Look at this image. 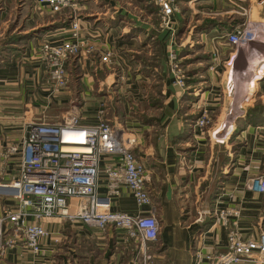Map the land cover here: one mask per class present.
Returning <instances> with one entry per match:
<instances>
[{"label": "crops", "instance_id": "crops-1", "mask_svg": "<svg viewBox=\"0 0 264 264\" xmlns=\"http://www.w3.org/2000/svg\"><path fill=\"white\" fill-rule=\"evenodd\" d=\"M132 1L139 12H150V0H79L74 37L66 13L53 12L37 0H0V214L19 208L8 184L19 173L20 153L8 152V146L21 144L31 122H56L74 114L81 124H92L98 105L106 102L107 116L124 125L126 139H134V151L146 164L152 198L151 205H137L121 186L119 194H111L110 208L132 215L152 208L159 222L156 239L142 241L123 229H99L78 217H42L49 233L40 238L37 257L50 264H190L198 248L202 253L226 249L227 227L218 218L220 209L238 210L237 216L230 213L228 218L229 223L237 220L243 238L258 237L260 231L264 195L251 189L250 179L264 175V71L257 67L264 61V0H249L243 19L251 36L248 48L231 50L224 38L231 30L227 27L202 31L204 47L220 54V69L206 71L204 81L187 85L186 91L170 79L169 90L161 89L167 103L163 108L152 103L144 120V87L154 75L141 72L132 58L139 51L137 41L141 48L148 44L139 38L147 29L143 20L132 22L136 14L124 7ZM135 28L137 33H131ZM126 31L130 33L124 36ZM65 39H88L95 50L71 59L68 85L54 90L39 48L44 40ZM106 50L112 53L110 63L100 61ZM230 53H235L230 95L234 103H243L233 114L228 113L231 98L226 90L225 61ZM181 91L188 99L183 113ZM204 109L212 118L199 127L195 120ZM155 111L157 119L146 121ZM112 158L101 157L98 195L109 193L104 168ZM80 199L70 198V212ZM33 258L22 241L0 252V264H30ZM237 264L264 263L246 259Z\"/></svg>", "mask_w": 264, "mask_h": 264}, {"label": "built area", "instance_id": "built-area-1", "mask_svg": "<svg viewBox=\"0 0 264 264\" xmlns=\"http://www.w3.org/2000/svg\"><path fill=\"white\" fill-rule=\"evenodd\" d=\"M47 5L53 12H63L71 19L72 36H78V23L75 20L79 0H37ZM163 20L169 21L176 10L174 0H155ZM226 41L242 48L250 42L248 25L224 33ZM93 43L88 39H65L61 41L44 40L39 48L40 58L47 70L54 90L68 85L67 65L80 52L92 53ZM217 54V53H216ZM235 53L227 60L230 66L226 79L227 93L233 92V61ZM218 60V57H216ZM100 61L110 63L112 53L104 51ZM173 85L186 86V76L177 60L176 54H169ZM247 100L246 95L243 101ZM242 101L235 106L230 102L228 112L242 107ZM108 105L101 102L96 111L97 120L92 124H81L79 116H63L56 122L45 120L31 122L18 146H8V152H18L19 173L8 185L19 200V208L7 209L0 214V252L8 246L22 241L32 252L30 264H50L37 255L42 250L40 238L49 231L40 222L42 217L60 214L78 217L83 222L104 229L113 226L126 231L132 238L142 241L155 240L159 222L150 208L149 212L137 215L110 208L111 194H119L124 186L133 196L137 205H151L152 198L146 185L149 172L144 161L134 151V139H125L126 131L119 121H112ZM210 122L204 109L195 120V125L205 127ZM73 129L83 134L80 142H68L65 132ZM78 145L79 148H68ZM112 155L104 171L108 178L109 193L98 195L99 165L102 155ZM250 187L264 195V175L253 176ZM70 198H81L75 212L69 210ZM238 215V210L220 209L218 218L227 227V247L224 251L202 253L194 251L190 264H237L241 260L253 259L264 263V215L259 218L258 237L243 238L237 220L229 223V214ZM33 217V218H31Z\"/></svg>", "mask_w": 264, "mask_h": 264}, {"label": "rangeland", "instance_id": "rangeland-1", "mask_svg": "<svg viewBox=\"0 0 264 264\" xmlns=\"http://www.w3.org/2000/svg\"><path fill=\"white\" fill-rule=\"evenodd\" d=\"M136 1L135 3H137ZM154 1L155 0H150L148 5L150 12L148 13L146 10L139 12L135 7L136 5H133V1L130 4L126 3L124 6L127 7L129 11H134L133 13L136 14L133 16V19H131L132 22H139L142 19L143 25L147 27V29H143V32H141L142 34L140 35L141 37L139 38L140 40H143L144 37L148 44H145V46L141 48L139 42H136L139 51L132 55V58L135 60L134 64L139 67L141 72L150 77L153 75L155 77H152L150 85L144 87L145 91H147V97L141 102L142 105L145 106L142 110L144 117H142L141 120H144L145 115L147 116V114L152 112V107H150L153 105L152 103L159 104L161 108L167 103L165 102L166 100H164L165 94L161 92V89L168 91V82L170 79L172 80L169 54L171 52L176 54L177 60L180 63L182 70L185 72L186 86L183 87L184 90L189 84L190 86L198 85L199 82L204 81L203 74L206 71L217 70L222 63V59L217 49L209 51L204 47L200 37L201 32L212 30L218 31V29H222L220 28L221 26L219 28L213 27L212 22L225 26L231 25L232 27H235L236 23H238L239 25H236L235 28L244 27L246 24L243 19L246 18V14L249 13L250 8L249 0H174L176 3V10L167 22L163 20L160 15V7L158 9L159 4ZM254 1L259 2L260 0ZM233 10L235 12H233ZM123 20L126 21L125 18H123ZM205 26L206 28H204ZM137 31L138 28H135L131 33H137ZM128 32H124V36ZM225 39L223 40L225 41ZM227 44L228 47L234 51L235 46H232L228 42ZM249 44L250 43L245 45L244 49L248 48ZM232 54L233 53H230L229 57L232 56ZM216 57H218V60H216ZM227 60L225 61L226 66L224 65L225 69L229 66ZM262 63H264V61ZM262 63L258 64L259 66L257 67L258 71L263 72L264 70H261V68L264 67ZM191 88L192 87H190V89ZM185 91H181L182 96L179 100L183 106L181 113L184 112L185 104L188 102V99L184 95ZM114 98L115 97L112 96V101L115 100ZM229 100L235 106L238 104L233 102L231 95L229 96ZM116 111H118V108H116ZM161 112L163 113L164 109H162ZM158 113V111H155L154 114L156 115L148 116L146 121L152 120L153 118L156 120ZM233 113L234 111L230 114ZM209 118L211 119L212 117L209 116ZM110 119L112 120V118Z\"/></svg>", "mask_w": 264, "mask_h": 264}, {"label": "bare ground", "instance_id": "bare-ground-1", "mask_svg": "<svg viewBox=\"0 0 264 264\" xmlns=\"http://www.w3.org/2000/svg\"><path fill=\"white\" fill-rule=\"evenodd\" d=\"M65 133L68 142H80L79 140L83 138V134L75 132V130L73 129H67ZM122 136L126 139V134L124 132H122ZM79 147L80 146L78 145H68V148H79Z\"/></svg>", "mask_w": 264, "mask_h": 264}, {"label": "trees", "instance_id": "trees-1", "mask_svg": "<svg viewBox=\"0 0 264 264\" xmlns=\"http://www.w3.org/2000/svg\"><path fill=\"white\" fill-rule=\"evenodd\" d=\"M212 26L213 27H220V28H223V27H227L228 29H233V28H235L234 26L232 27L231 25H228V26H225V25H221V24H219V23H216V22H212ZM204 28H206V26L204 27Z\"/></svg>", "mask_w": 264, "mask_h": 264}, {"label": "water", "instance_id": "water-1", "mask_svg": "<svg viewBox=\"0 0 264 264\" xmlns=\"http://www.w3.org/2000/svg\"><path fill=\"white\" fill-rule=\"evenodd\" d=\"M170 192H171V186H170V183L167 184V196L170 195Z\"/></svg>", "mask_w": 264, "mask_h": 264}]
</instances>
